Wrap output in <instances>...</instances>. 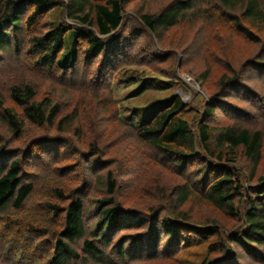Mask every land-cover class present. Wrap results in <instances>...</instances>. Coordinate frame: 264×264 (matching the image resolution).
<instances>
[{"label":"rangeland","instance_id":"1","mask_svg":"<svg viewBox=\"0 0 264 264\" xmlns=\"http://www.w3.org/2000/svg\"><path fill=\"white\" fill-rule=\"evenodd\" d=\"M173 1L138 0L127 6L122 27L117 33L123 54L119 57L114 54L109 62L107 57L92 58L86 53L87 44L81 41L78 61L68 68L53 70L36 66V54L29 52L34 36L60 25L82 27L70 20L60 7L40 16L30 29L27 15L20 35L22 38L17 45L11 44L4 51L0 49V99L4 107L20 113L21 109L11 97V88L31 84L37 88L39 99L48 97L52 99V106L59 107L57 122L64 115H69L72 124L69 128L64 127L62 132L57 129V124L38 127L27 122L18 138L10 132L0 113V148L5 147L11 154L2 153L5 160L11 156L22 160L24 173L35 176L34 197L20 212L21 215L27 212L26 217L30 221L34 219L42 227L58 233L62 228L63 215L57 218L50 213L52 207L49 204H57L58 201L54 190L58 187L68 193L78 186L83 190L86 202V226L94 233L98 220L92 203L104 198L107 191L104 175L97 173L85 179L89 168L85 163L90 149H98L101 160L109 163L108 168L115 172V200L120 208L135 211L145 221L152 216L150 214L173 215L175 206L170 201V192L182 185L184 179L153 149L138 142L134 133L137 125L149 120L175 97L183 101V115L195 132L207 108L216 110L214 123L218 126L239 123L264 132V68L260 70V67L254 69L246 65L250 61H264V28L260 32V42H252L236 31L234 23L218 13L219 8H214L217 2L212 1L211 6L197 0L196 4L201 3V9L198 7L195 15L189 13L185 21L162 35H150L140 16L149 12L159 13ZM245 24L256 32L259 29L247 22ZM112 65L117 66L111 68ZM239 71V83L231 89L223 88V76L226 73L233 76ZM130 76L136 77L131 84L128 82ZM76 112L77 116L73 117ZM54 140L61 148L56 155L54 145L43 152L37 147V144L47 147ZM197 151L201 153L200 147ZM261 152L257 165L245 156L242 149L233 151L228 157L235 160L230 164V170L235 179L240 180L243 198L254 195L255 190L264 186V180L262 183L259 181L264 179V142ZM46 154L53 156L47 159ZM89 161L92 166L94 160ZM241 202L235 215L218 210L198 195L184 205L183 210L196 227L216 228L217 234L212 238H201L195 233L185 244L182 243L181 248L176 247L173 251L161 248L155 258H127L121 262L110 254L113 263L93 261L79 241L73 248L86 261L69 259L66 264H223L229 260L227 251L233 253L231 260L237 264H264V256L260 254L263 251L250 255L230 241L233 234L241 235L244 231L245 223L240 214L245 211L246 203ZM14 214L7 211L3 217L13 218ZM2 229L0 221V232ZM121 238L122 235L118 236L114 243ZM87 239L98 244L91 235ZM54 242L50 236L40 237L34 243L33 246L38 247L34 255L39 259L34 264H45L42 262L52 255ZM215 244H224L225 247L212 252L211 246ZM111 248L106 249L107 256H110ZM16 259L0 258V264H16Z\"/></svg>","mask_w":264,"mask_h":264},{"label":"trees","instance_id":"2","mask_svg":"<svg viewBox=\"0 0 264 264\" xmlns=\"http://www.w3.org/2000/svg\"><path fill=\"white\" fill-rule=\"evenodd\" d=\"M135 1L138 0L99 2L91 0H7L5 2L0 0V49L4 51L11 44L17 45L22 38L20 35L22 36L27 15H29L27 25L30 29L40 16L60 7L64 9L70 20L76 21L82 27L60 25L45 34L34 36L29 52L36 54V66L53 70L68 68L78 61L81 41L87 44L88 55L92 58L107 57L109 62V58L114 54L117 57L123 54L117 33L123 24L125 8ZM200 1L211 6L212 1L217 2L214 8H219L218 13L234 23L238 33L255 43L262 39L260 32L264 28V0ZM196 3L197 0H174L164 6L159 13L142 14L140 21L150 35H162L181 21H185L189 13L194 14L198 7L201 9V3L198 5ZM245 22L259 29L256 32ZM262 62L264 61H250L246 65L254 69L260 67L261 70L264 68L261 66L264 64ZM116 66L112 65L111 68ZM240 73V71L237 74L234 73L233 76L226 73L221 80L222 87L231 89L236 86L240 81ZM135 78L130 76L128 82L133 83ZM11 97L21 112L4 107V102L0 99L2 111L0 113H2L3 122H7L10 132L18 138L22 136L27 122L38 127L57 124V129L62 132L65 131L64 127L69 128L72 125L69 115H64L57 122L60 115L59 107L52 106V99L48 97L39 99L37 88L31 84L13 86ZM259 102L263 104L260 98ZM184 109L183 101L175 97L149 120H144L137 125L134 133L138 142L153 149L163 158L162 161L166 162L167 166L177 170L176 173L184 179L182 185L172 188L170 192V201L175 206L173 215L166 214L162 217L160 213L150 214L152 216L149 219H152L145 221L135 211L120 208L115 200L117 192L115 172L108 168L109 163L101 160L98 149H90L88 161L85 163L86 167L89 165L85 172V179H90L97 173L104 175L107 191L104 198L92 203V206L96 207L94 213L98 220L94 233L86 226L84 219L86 218V202L82 196L83 190L78 186L72 191L69 190L68 193L58 187L54 190L58 201L57 204H49V207H52L50 213L57 218L63 215L62 228L58 233L42 227L34 219H32L33 222L30 221L26 217L27 212H25L26 215H21L20 212H23L28 201L34 197L35 176L24 173L22 160L14 159L12 156L11 159L5 160L3 154H10V152L5 147L0 148V221L3 224L0 232V258H6L9 261L18 258L15 260L16 264H34L39 260L38 256H35L38 247L33 246L34 243L40 237L45 239L50 236L55 242L51 248L52 255L42 262L45 264H66L69 259L85 262L86 260L81 258L73 248V245L79 241L83 243V251L93 261L113 263L110 254L121 262L127 258H155L159 255L161 248L173 251L182 243L185 244L189 236L195 233L205 239L217 234L214 226L196 227L197 225L193 224L189 215L183 210L184 205L196 195L230 215H235L239 211L240 201L243 204L246 203L245 211L241 210L240 214L245 223L244 231L241 235L233 234L230 241L245 249L250 255L255 251V253L263 251L260 254L264 256V186L255 190L254 195L243 198L240 180L235 179L230 170V164L235 160L231 161L229 160L231 158H228L233 151L242 149L245 156L257 165L262 156L264 132L239 123L218 126L214 123L216 111L214 108L205 110L203 120L198 131L195 132L183 115ZM72 116L76 117L77 112ZM37 145L41 152L51 145L56 146L57 152L54 155L61 150L56 140L47 147ZM199 147L201 153L197 151ZM50 155L46 154V158L49 159ZM38 157L41 159L40 155ZM89 160H94L93 167L90 166ZM189 171H191L190 174H188ZM263 180V178L259 179L261 183ZM84 186L86 187L85 183ZM199 189L202 192H198ZM63 202L66 204L63 205ZM7 211L15 213L13 218L3 217ZM37 218L39 220L40 217L37 216ZM89 235L93 239L96 238L94 241L99 245L88 240ZM120 235L122 238L115 244L114 241ZM109 247H112L111 253L107 256L106 249ZM224 247V244L220 246L215 244L210 250L216 252V250H223ZM227 253L229 260L224 261L223 264H237V261L231 260L233 253L229 251Z\"/></svg>","mask_w":264,"mask_h":264}]
</instances>
